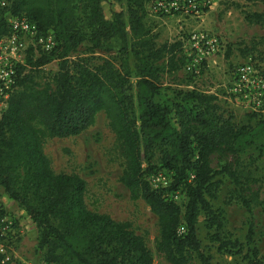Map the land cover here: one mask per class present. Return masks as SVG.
Listing matches in <instances>:
<instances>
[{"label":"trees","instance_id":"16d2710c","mask_svg":"<svg viewBox=\"0 0 264 264\" xmlns=\"http://www.w3.org/2000/svg\"><path fill=\"white\" fill-rule=\"evenodd\" d=\"M148 1H0V38L9 31L10 16L24 15L55 40L48 53L28 51L17 89L0 114V188L35 225L44 264H153L143 238L127 224L89 210L85 180L54 173L43 153V135L76 136L99 112L106 114L120 146V182L157 217L156 250L169 264H190L194 257L211 264L197 237L201 213L220 250H241L236 240L220 237V212L207 199L217 173L236 177L227 167L213 170L210 156L245 152L264 134V118L255 126L238 125L220 111L215 96L195 89L176 90L178 99L170 104L156 100L163 74L178 70L184 57L181 41L157 44L146 27ZM253 17L262 20L261 14ZM83 42L89 46L81 54ZM113 46V60L95 55ZM52 61L57 70L46 72ZM162 169L174 173L172 182L151 187L147 177ZM180 186L187 188L183 209L167 197ZM253 234L250 225L246 263L264 264ZM0 264H8L1 254Z\"/></svg>","mask_w":264,"mask_h":264},{"label":"rangeland","instance_id":"374dc122","mask_svg":"<svg viewBox=\"0 0 264 264\" xmlns=\"http://www.w3.org/2000/svg\"><path fill=\"white\" fill-rule=\"evenodd\" d=\"M1 1V0H0ZM154 0L146 3L143 21L156 36L157 44L186 40L195 29H205L218 35L223 48L215 62L202 64L198 72H189L183 65L175 71L163 74L162 87L156 100L172 103L176 90H198L215 96L224 116H231L238 125L255 126L264 118V113H254L236 105L228 95L233 68L250 59L264 74V1L259 0H214L201 20L182 15H159L152 13L150 7ZM108 6L105 10L108 11ZM254 14H261L262 20L256 21ZM88 42H83L78 51L87 52ZM98 51L96 56L113 60L114 51ZM101 60H95L100 63ZM44 70L53 73L56 62L44 66ZM1 114V113H0ZM42 150L54 173L75 174L86 183L84 201L86 207L96 213L106 214L117 222L125 223L137 235L141 236L153 257V264H169L156 250L159 238L157 217L140 198H133L121 184L120 176L124 168L120 146L109 125L104 112L95 116L94 122L85 131L68 137H41ZM210 166L220 171L227 167L235 175V180L225 172L217 173L213 179V197H207L212 208L220 212L221 238L236 240L241 244L232 248L233 254L218 248V242L212 239L213 231L206 228L205 215L197 219V237L202 251L210 256L211 264H247L246 233L251 225L253 246L258 256L264 260V134L245 152L231 155L225 151H215L210 156ZM168 186L174 173L170 170L159 171ZM151 183V175L147 177ZM187 188L180 186L167 193L178 205L183 206L187 199ZM245 201L249 207L245 205ZM0 214H6L12 220V227L6 236L0 238L3 248V260L8 264H44L42 252L37 247V231L25 212L0 188ZM184 227H180V232ZM190 264H201L194 257Z\"/></svg>","mask_w":264,"mask_h":264},{"label":"built area","instance_id":"2783aa9c","mask_svg":"<svg viewBox=\"0 0 264 264\" xmlns=\"http://www.w3.org/2000/svg\"><path fill=\"white\" fill-rule=\"evenodd\" d=\"M213 1L154 0L150 10L159 15H182L201 20ZM8 25V33L0 38V113L17 89L18 70L25 63L28 51L32 50L35 55L48 53L55 45L50 32H39L37 25L24 15L10 16ZM222 48L218 35L202 28L192 30L182 41L186 69L198 72L200 65L215 62ZM228 95L237 106L250 112L264 113V74L250 59L233 68ZM151 183L156 188L165 184V179L157 172L151 175ZM11 227L12 220L6 214H0V238L6 236ZM0 252L3 253L2 247Z\"/></svg>","mask_w":264,"mask_h":264}]
</instances>
